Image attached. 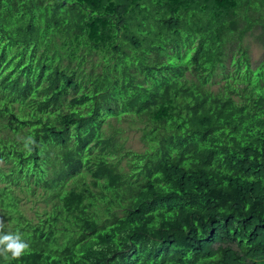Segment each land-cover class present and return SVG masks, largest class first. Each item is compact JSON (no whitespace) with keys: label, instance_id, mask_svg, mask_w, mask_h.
<instances>
[{"label":"trees","instance_id":"1","mask_svg":"<svg viewBox=\"0 0 264 264\" xmlns=\"http://www.w3.org/2000/svg\"><path fill=\"white\" fill-rule=\"evenodd\" d=\"M256 30L264 0H0V219L29 244L0 264H264Z\"/></svg>","mask_w":264,"mask_h":264},{"label":"rangeland","instance_id":"2","mask_svg":"<svg viewBox=\"0 0 264 264\" xmlns=\"http://www.w3.org/2000/svg\"><path fill=\"white\" fill-rule=\"evenodd\" d=\"M261 33V30H256L252 34L247 35L244 40L245 46L249 47L253 62L256 63L264 59V37ZM217 80L219 81L220 79ZM224 84V81H220L219 84L213 87V90L218 91L219 89H223L222 87ZM121 127L126 131V133L121 137V141L125 142L126 148L138 152L143 151L145 145L141 142L142 134L139 130L141 125H136L133 127L125 123ZM125 161L126 160H123L122 163L125 164ZM35 201L36 199H33V201H30L27 204L24 203L22 205V209L30 216L34 215L36 209L42 210V208L45 207L43 202Z\"/></svg>","mask_w":264,"mask_h":264},{"label":"clouds","instance_id":"3","mask_svg":"<svg viewBox=\"0 0 264 264\" xmlns=\"http://www.w3.org/2000/svg\"><path fill=\"white\" fill-rule=\"evenodd\" d=\"M4 222L0 219V256L8 258L10 254L12 259H19L29 248V244L21 238L19 232L4 233L2 231Z\"/></svg>","mask_w":264,"mask_h":264},{"label":"bare ground","instance_id":"4","mask_svg":"<svg viewBox=\"0 0 264 264\" xmlns=\"http://www.w3.org/2000/svg\"><path fill=\"white\" fill-rule=\"evenodd\" d=\"M91 258V257H90Z\"/></svg>","mask_w":264,"mask_h":264}]
</instances>
